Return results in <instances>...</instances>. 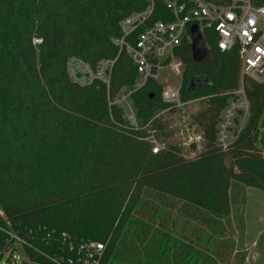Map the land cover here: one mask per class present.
Returning <instances> with one entry per match:
<instances>
[{
	"label": "trees",
	"instance_id": "obj_1",
	"mask_svg": "<svg viewBox=\"0 0 264 264\" xmlns=\"http://www.w3.org/2000/svg\"><path fill=\"white\" fill-rule=\"evenodd\" d=\"M145 6L142 0H0V207L12 228L43 250L46 233L56 239L66 232L103 243L100 264H220L214 254L192 248L202 244L201 236H193L197 231L188 237L191 244L177 233L172 211L219 238L243 224L245 189L264 191V83L244 78L249 117L233 145L220 150L216 123L227 93L240 84L239 54L221 51L212 29L203 36L211 46L203 61H194L192 43L184 42L178 51L185 63L182 97H208L197 115L206 149L187 160L174 151L153 154L140 133L123 125L122 111L109 110L105 86L82 87L67 74L72 56L93 66L115 57L121 20ZM159 7L157 17L165 9L160 0ZM136 77L122 54L111 92L133 85ZM195 77L208 82L190 90ZM161 95L162 85L153 80L133 95L140 120L165 107ZM157 198L167 206H156ZM142 200L153 207L144 217L136 214ZM6 246L0 229V255ZM25 249L34 264H48Z\"/></svg>",
	"mask_w": 264,
	"mask_h": 264
},
{
	"label": "built area",
	"instance_id": "obj_2",
	"mask_svg": "<svg viewBox=\"0 0 264 264\" xmlns=\"http://www.w3.org/2000/svg\"><path fill=\"white\" fill-rule=\"evenodd\" d=\"M142 1L146 6L132 12L119 24L121 36L113 39L118 48L117 55L103 58L94 66L81 57H70L66 63L70 80L82 87L105 86L109 110L119 108L123 125L140 133L153 154L174 151L187 160L194 159L206 149V133L197 119L199 113L193 112V108L202 105V110L208 97H182L185 63L178 51L184 42L192 43L193 25L198 26L202 38L212 29L218 38V48L223 52L236 49L241 62L240 84L227 93L230 97L216 123V145L227 151L249 117L250 101L244 78L264 83V5L255 6L251 0H230L228 4L208 0H160L165 9L157 17L159 0ZM34 42L40 43L41 39ZM204 45L208 52L210 44ZM122 54L130 57L139 75L138 80L112 93L114 68ZM170 77L181 83L173 85ZM150 80L162 85L161 97L166 105L156 110L147 121H142L133 95ZM0 220L4 222L0 229L7 236V246L0 255V261L5 256L11 264H17V258L24 264H34L25 249L29 247L42 255L48 264L101 263L105 246L99 241L77 240L66 232L55 239L49 232L42 237L46 247L43 250L12 228L1 207ZM29 234H32L31 230Z\"/></svg>",
	"mask_w": 264,
	"mask_h": 264
},
{
	"label": "rangeland",
	"instance_id": "obj_3",
	"mask_svg": "<svg viewBox=\"0 0 264 264\" xmlns=\"http://www.w3.org/2000/svg\"><path fill=\"white\" fill-rule=\"evenodd\" d=\"M138 76L139 75L137 73L136 80H138ZM170 80L171 83L176 86L181 83V81L174 77H170ZM201 107L202 105H197L193 108V112H202L204 108L200 110ZM262 121L261 130H264V112ZM245 192L246 203L242 210L243 224L240 227L234 224V228L227 233L226 238H219L217 234L212 235V232L207 230V227H203V225H201L199 222L197 223V221L192 219L189 215H182L176 219L179 212L177 209H175L172 211V214L176 220L175 227L177 233L180 234L186 242L190 243L188 237L194 231H197V233L193 236H201L202 244L200 245L199 242H197V244L192 243V248L196 247L197 245L200 246L199 249L208 252L209 255L214 254L215 257L220 261V264H264V191L258 188H246ZM158 199L159 198H157L155 201L156 206H167L164 205L162 200ZM148 206L152 207L151 204H147L146 202L144 203V200H142L139 203L136 214L144 217L143 213ZM160 212H163L162 207H160ZM167 212H169L168 209ZM130 227L131 225L128 223V225L125 227V231H129ZM133 230L134 228L132 227L130 233ZM206 237H211V239L209 238L208 243L204 244V239ZM22 251L24 252V250ZM195 258L192 259V262H195ZM16 260L17 264H24L21 259L17 258ZM0 264L11 263L4 256L0 261ZM109 264H123V262L119 260H112V263L110 261ZM198 264H202V262L199 261Z\"/></svg>",
	"mask_w": 264,
	"mask_h": 264
},
{
	"label": "water",
	"instance_id": "obj_4",
	"mask_svg": "<svg viewBox=\"0 0 264 264\" xmlns=\"http://www.w3.org/2000/svg\"><path fill=\"white\" fill-rule=\"evenodd\" d=\"M191 38H192L193 60L196 62L203 61L207 56V48L205 47L203 43V38H202V35L197 25H193L191 27ZM204 82L207 83L208 80L204 79V77H195L190 81L188 88L190 90H194ZM153 96H154V93L150 94V97H153Z\"/></svg>",
	"mask_w": 264,
	"mask_h": 264
}]
</instances>
